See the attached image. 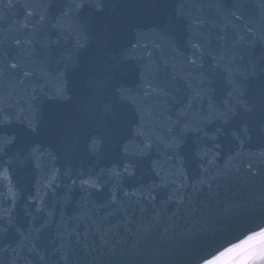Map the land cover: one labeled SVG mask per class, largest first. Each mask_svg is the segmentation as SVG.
Returning <instances> with one entry per match:
<instances>
[{
  "label": "water",
  "instance_id": "water-1",
  "mask_svg": "<svg viewBox=\"0 0 264 264\" xmlns=\"http://www.w3.org/2000/svg\"><path fill=\"white\" fill-rule=\"evenodd\" d=\"M134 1L0 0L3 134L16 136L0 165V264H201L264 227V43L229 21L264 20V0ZM148 30L161 39L142 40ZM77 52L86 73L69 67ZM21 56L42 67L29 90L8 63ZM146 73L157 91L141 119L101 82L143 97ZM58 89L66 102L49 96Z\"/></svg>",
  "mask_w": 264,
  "mask_h": 264
},
{
  "label": "snow or ice",
  "instance_id": "snow-or-ice-1",
  "mask_svg": "<svg viewBox=\"0 0 264 264\" xmlns=\"http://www.w3.org/2000/svg\"><path fill=\"white\" fill-rule=\"evenodd\" d=\"M104 6L105 5L100 3V2L96 3V5H95L97 10H101ZM84 7H85V0H79V2L75 3V5H74L75 10H81ZM40 19L42 21V20H44V17L41 16ZM63 27L67 28L69 31L75 30V26L71 23H69L67 25H63ZM81 28H83V26H81ZM241 39H243V37H241ZM88 40H89V37L87 35H83V32L81 31V33L79 35H77L75 38L76 49L77 50H85L87 48ZM26 42L30 43V41H26ZM16 43L19 45L21 43V41L17 40ZM194 47L197 49H200L199 44H195ZM67 59L71 62L69 67L72 71H74V72H85V73L87 72L85 65L83 63H81V61H80L78 52L75 55H69L67 57ZM5 60H7V54H4L3 59H0V65H3ZM151 62H152V54L148 53V63L151 64ZM8 63L10 64L11 69H18L19 68L21 70L23 78L19 80L20 84L26 83L29 80V78L33 77L34 73L32 70L29 69V67H28V65L24 59H17L15 61V63L8 61ZM192 63L195 64L196 61L193 60ZM217 63H219V61H217ZM5 73H6V68L3 66H0V78H4ZM61 74H64V73H61ZM11 78L15 79V76L11 75ZM142 81H143V88L145 89L143 97H138L137 95H134L133 91L131 89L126 88L123 84H121L118 80H116L114 75L108 76L101 83L103 84V86L106 89L111 90L114 97L120 103L127 102L131 106L135 107L136 111L141 115V119H142L144 112H143V109L140 107L141 101L151 97L152 94L157 91V88L154 87L153 83L149 80L147 73L142 76ZM237 88H239V85H237ZM148 89H151V91H148ZM41 91H43L42 88H41ZM195 95H201V93L196 92ZM34 98H36V97L33 96V99ZM237 102L241 103V104H245V107L247 108V104L245 101H237ZM87 103H88V100H87V98H85L84 104H87ZM247 110L251 111L250 108H248ZM180 115H184L183 110H181ZM12 122H13L12 117L9 115V112H8V105L0 106V165L8 162V161H5V159H4V157L7 155L6 147H7V145L11 144L14 139H16L15 135H9V134L4 135L3 134V132H4L3 130L6 127L10 126L12 124ZM28 127H29V130L32 132L36 131V128L32 127L31 123H29ZM188 130H189L188 126L185 125L184 131L187 132ZM195 130L196 129H193V131H195ZM170 131H171V129H170ZM245 132H247V127H245ZM139 134L140 135H146V133H144L143 131L140 132ZM233 135L236 136V138H238L236 132H233ZM147 139L151 140L150 137H148ZM166 143L168 144V147H170V148H173V149L179 148L178 139L175 136H173L171 138V140L167 141ZM151 147H152L151 144H145L144 145L145 149H149ZM125 171H127V169H125ZM75 183H76V181L73 180V184H75ZM201 183H205V181L201 180ZM94 186L95 185H93V187ZM152 200H154V198ZM178 201L180 203L184 202L183 199H179ZM118 202H119L118 198L114 195L111 198V203H118ZM251 231H256V230H251ZM222 251L223 250L218 251V253L210 254V258H202L201 264H208V261L211 259V257L219 254Z\"/></svg>",
  "mask_w": 264,
  "mask_h": 264
},
{
  "label": "clouds",
  "instance_id": "clouds-1",
  "mask_svg": "<svg viewBox=\"0 0 264 264\" xmlns=\"http://www.w3.org/2000/svg\"><path fill=\"white\" fill-rule=\"evenodd\" d=\"M208 264H264V227L238 238L211 257Z\"/></svg>",
  "mask_w": 264,
  "mask_h": 264
}]
</instances>
